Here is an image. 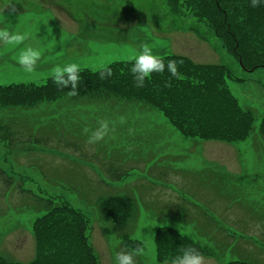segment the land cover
Here are the masks:
<instances>
[{
	"label": "rangeland",
	"instance_id": "374dc122",
	"mask_svg": "<svg viewBox=\"0 0 264 264\" xmlns=\"http://www.w3.org/2000/svg\"><path fill=\"white\" fill-rule=\"evenodd\" d=\"M0 27L32 33L15 48L0 45V86L42 85L51 79L53 67L67 63H77L82 78L76 89L81 92H68L69 102L51 107L56 122L45 130L38 126L50 116L35 117L38 109L0 111L11 137L23 140L38 130V136L53 133L52 140L63 144L60 151L44 152L23 145L13 150L0 141L2 169L17 184L24 182L36 195L67 203L74 212L64 218L68 211L53 205L47 212L50 216L43 218L46 212L39 210L38 198L15 187L2 200L6 186L0 183V264H115L116 254L124 247L110 221L96 214L86 200L56 186L74 179L85 197L90 195L86 199L92 200L91 190L98 193L106 188L94 180L95 176L104 180L99 167L104 164L105 168L106 161L117 162L119 167L125 162H140L141 167L145 163L143 169L110 184L131 197L137 194L134 197L140 208L127 230L137 240L132 239L133 248L127 246V251L141 249L134 264H158L153 234L175 235L177 231L196 236L198 244L214 245L208 248L217 257L202 258V264L230 263V259H236L235 264L244 259L264 264V245L256 239H264L263 68L242 71L234 54L214 36L211 25L201 21L183 0H0ZM35 36L41 40V58L35 71L26 73L15 58L25 45L35 46ZM144 45L156 56L170 53L188 58L194 65H217L207 76L217 78L225 91L224 104L212 110L216 106L210 103V118L191 122L205 138L187 139L175 131L157 106L165 103L168 109L180 112L167 103L166 91L155 90L162 88L156 85L157 76L151 74L143 87H136L129 72H114L102 80L94 70L100 64L122 65ZM219 109L221 113L214 112ZM104 120L109 122V132L101 141L88 143ZM79 123L84 140L67 132L74 131L75 126L69 125ZM66 143L71 146L65 148ZM122 145L129 148L126 155L116 153ZM155 161L158 168L168 170L171 184L157 185L147 175L146 168ZM40 162L47 166L49 178L28 169L29 163ZM137 183L145 189L143 199ZM124 201L117 205L121 210L108 213L116 217L124 212ZM77 221L86 227L82 237L76 231Z\"/></svg>",
	"mask_w": 264,
	"mask_h": 264
},
{
	"label": "trees",
	"instance_id": "16d2710c",
	"mask_svg": "<svg viewBox=\"0 0 264 264\" xmlns=\"http://www.w3.org/2000/svg\"><path fill=\"white\" fill-rule=\"evenodd\" d=\"M174 1L178 2L180 0ZM183 1L188 6L190 11H193L197 15H200L201 21H205L211 25L214 36L220 41V43H222V47L225 48V50H227L230 54L231 52L234 54L233 56H235L237 63L242 71H255L257 68L264 69V41H262V38L264 39V6L252 8L249 4V0ZM160 58L163 60L165 66L167 65L169 60H174L176 62L178 77H172L167 72L166 68L163 73H152L151 76L155 75L158 77V81L156 82L158 84L156 85H160L162 87L155 90L157 91V93L166 91L167 103H170L172 109L174 111H179L180 114H177L171 109L165 107L167 106L165 103H162L157 107L163 111V115L167 117L168 121H170V124L180 135L186 138H205L197 130L199 127H192L191 122L193 120L202 118H210V115L212 114L210 111L211 109H209L210 103L216 106V108H212V110H216L217 108L222 107L224 104L226 97L225 91L220 87L217 78H211L207 76L209 74H212L215 68L217 69V65L198 66L190 63L186 58L177 56H164ZM131 65L132 63L114 65L113 67H110L111 73L118 71L131 73ZM153 91L154 90L150 91L151 93L149 94V96L152 97ZM68 92L72 93L71 86L62 88L56 85L53 80L48 81L44 85L16 84L9 87H0V111L9 107L16 108L18 110L21 109L22 111H24V113L38 109L35 117L48 118L50 116L47 123L44 122L43 124L38 126V129L41 128L42 130H45L47 125H54L56 122L55 118H53L55 112L52 113V111H50L51 107H54L57 104H66L67 102H69L68 96L74 94L69 95ZM77 92L81 91L76 90V93ZM92 93H94V95L98 98L102 96L101 93ZM216 100L219 103H217ZM38 106L43 108H38ZM67 112L68 111H66V113ZM214 112L221 113L222 110L219 109ZM225 114V112L222 113V116L224 117ZM69 126H75L74 131H71V129H67V132L70 135L75 137L78 136L76 137L77 140H84V134L82 133L81 124L80 126L75 124H71ZM11 136L12 131L10 130L9 126L0 119V141L6 143L7 147L11 146V149H13L17 144L25 143L28 147H34L35 150H41L44 152H50L51 150L60 151L63 148V144L59 142L56 143V140H52L53 133L51 134L44 132V135L43 133H40V135L38 136L37 130L35 135H27L23 140L17 138L18 136ZM67 146L69 147L71 145L66 143L65 148ZM73 146V149H76L75 143L73 144ZM119 148L120 149L116 150L117 154L126 155L129 152V148L125 145L119 146ZM167 157L169 156L167 155ZM116 163L117 162L106 161V169L104 168V164L99 167L101 173L103 174L102 176L104 177V180L98 178L97 176H95L94 180L100 182V184L104 185V187L105 185L109 187L108 184H105V181L108 180L110 182L118 183L126 179V174L131 170V168L139 170L138 168L143 169L145 167V163L141 167L139 165L140 162H125L123 166L120 167L115 165ZM157 163L158 161H155L154 164L148 165V167L146 168L147 175L150 176V178L154 181L171 184L168 170L165 171L162 168H158L156 166ZM40 165L42 166V168H40ZM40 165L38 164L37 166L34 163L28 164V166H35L37 169H39L41 175L44 178H49L50 173L45 169V167L47 166L42 162H40ZM163 167H167V165L163 164ZM155 170L159 172L156 173ZM3 180L7 183V180L4 177ZM66 182L68 184L64 182H58L56 186L64 189L65 191L71 190L69 192L79 196L81 201L86 200V203L90 204L89 206L96 209L98 215H103L107 220L110 221L109 224H111V228L118 236H124V238L130 236L127 230L135 219L134 216L138 210V207L136 205L137 200H133L130 195L123 196L125 197L123 206L125 210L124 212L121 211L119 214H117L116 217H114L113 214H109L108 212H113L120 209L117 207V205H119V200L122 196L114 194L116 196H113L111 200H108L109 198H107L108 196H106L105 193L100 194L99 191L97 193L95 190L94 192L91 190V196H93L94 199L88 200L86 198L90 195L86 194L85 197V195L80 191L79 186L81 185L78 186L77 181L75 182V184L74 179L72 180V182ZM199 182L203 183L201 178L199 179ZM233 182L235 183V179H233ZM84 187H86V183L84 184ZM177 187H181V185ZM101 189L103 190L104 188ZM17 190L19 191V188H17ZM144 193L145 189L140 188L139 194L142 199L145 196ZM24 194L31 197L27 192ZM31 198L37 200L35 196ZM38 200L42 205V208H39V210H41V212H46L45 214H43V218H47L50 216V213L47 212H51L53 205H56L55 208L60 209L63 212L68 211V214H64V218L68 217V215L74 214L71 207H69L67 203L59 204L56 202L55 204V200H42V197H40ZM126 206L128 207L127 211ZM104 213H106L107 215L105 216ZM252 216H254V213L252 214ZM77 223L78 226H76V231L78 237H82V235L86 231V227L82 222L80 223L77 221ZM161 236L165 237L168 235L162 234L158 236V238H156L157 254H160V258L161 255L163 256L162 259L158 260H169L171 258V255L176 251V249H178V244L169 239L159 238ZM168 237L170 238V236ZM261 237L262 236H257L256 239L264 245V239ZM184 238L189 239L187 237ZM181 239L183 238L181 237ZM186 244L189 245L188 240H186ZM233 244L234 243H231V246ZM46 258L47 256L44 257V262ZM227 264L235 263L231 261ZM239 264L252 263L249 259H244L243 261H240Z\"/></svg>",
	"mask_w": 264,
	"mask_h": 264
},
{
	"label": "clouds",
	"instance_id": "9594fccd",
	"mask_svg": "<svg viewBox=\"0 0 264 264\" xmlns=\"http://www.w3.org/2000/svg\"><path fill=\"white\" fill-rule=\"evenodd\" d=\"M252 8L264 6V0H249ZM32 33L25 31L10 32L7 28L0 27V45L11 46L15 48L28 40ZM35 39V46L25 45L21 48L16 56V63L21 66L26 73H33L35 66L41 58L42 48L41 40ZM133 61L130 72L136 87H143L146 78L150 77L152 73H163L165 68L172 77H178L176 62L169 60L165 66L163 60L154 55L151 49L144 45L139 52L133 53L130 57ZM94 70L97 71L100 79L106 76H111V69L104 64L95 65ZM81 68L77 63H67L63 66H55L50 73L51 79L59 87L66 88L71 86L72 94H76V89L81 80ZM109 132V122L104 120L99 122V127L88 137V143L94 144L101 141ZM141 251L140 248L135 251L118 252L115 256V264H134V256ZM171 264H202V257L199 252L191 247L184 248L181 254L175 256Z\"/></svg>",
	"mask_w": 264,
	"mask_h": 264
}]
</instances>
